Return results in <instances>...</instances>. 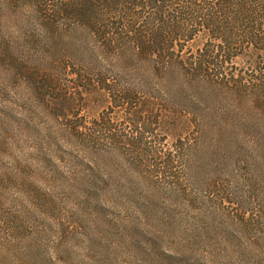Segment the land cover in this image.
Returning <instances> with one entry per match:
<instances>
[{
    "label": "trees",
    "instance_id": "16d2710c",
    "mask_svg": "<svg viewBox=\"0 0 264 264\" xmlns=\"http://www.w3.org/2000/svg\"><path fill=\"white\" fill-rule=\"evenodd\" d=\"M0 53L62 112L76 94L106 100L70 133L112 187L139 177L185 198L208 135L221 150L238 134L246 163L264 166V0H0ZM117 120L145 146L119 149ZM13 185L17 175L4 168L0 264H35L46 252L24 246L32 232Z\"/></svg>",
    "mask_w": 264,
    "mask_h": 264
},
{
    "label": "rangeland",
    "instance_id": "374dc122",
    "mask_svg": "<svg viewBox=\"0 0 264 264\" xmlns=\"http://www.w3.org/2000/svg\"><path fill=\"white\" fill-rule=\"evenodd\" d=\"M2 57L0 173L17 175L13 194L32 232L24 246L46 252L35 264H264V166L246 163L242 137L230 136L234 146L221 150L212 135L210 144L197 145L185 198L138 176L112 187L89 167L70 133L89 125L106 100L76 94L62 112L48 104V91L39 93L33 74L8 70ZM116 124L118 134L126 133L119 149L145 146ZM115 157L123 160L119 152Z\"/></svg>",
    "mask_w": 264,
    "mask_h": 264
}]
</instances>
